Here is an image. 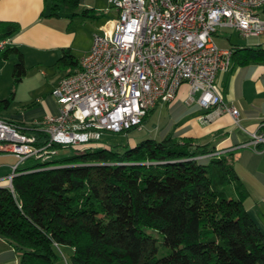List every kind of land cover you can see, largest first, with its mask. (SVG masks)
Returning <instances> with one entry per match:
<instances>
[{"label": "trees", "instance_id": "1", "mask_svg": "<svg viewBox=\"0 0 264 264\" xmlns=\"http://www.w3.org/2000/svg\"><path fill=\"white\" fill-rule=\"evenodd\" d=\"M44 1L52 17L80 7V0ZM20 31L0 21V44ZM231 50L241 66L264 63L261 46ZM12 56L18 86L27 76L25 56L9 44L0 49L3 60ZM58 65L75 68L69 75L80 69L70 50ZM15 95L0 99V117ZM22 131L45 138L37 128ZM216 153L172 132L51 162L28 160L12 188H0V235L20 251V264H264V237L246 209L234 153ZM147 229L162 237L166 256L158 257L159 241Z\"/></svg>", "mask_w": 264, "mask_h": 264}, {"label": "built area", "instance_id": "2", "mask_svg": "<svg viewBox=\"0 0 264 264\" xmlns=\"http://www.w3.org/2000/svg\"><path fill=\"white\" fill-rule=\"evenodd\" d=\"M110 3L117 18L94 35L80 69L55 89L59 115L33 122L44 140L0 117V149L15 154L20 164L51 162L59 156L57 146L85 152L96 149L106 133L141 130L149 112L173 103L184 85L192 100L211 110L204 122L228 114L240 124L238 108L225 102L217 84L218 75L231 70L234 51L219 47L215 38L222 29H230L242 38L259 40L264 36L259 15L264 0ZM259 144H264L262 132L247 146Z\"/></svg>", "mask_w": 264, "mask_h": 264}, {"label": "crops", "instance_id": "3", "mask_svg": "<svg viewBox=\"0 0 264 264\" xmlns=\"http://www.w3.org/2000/svg\"><path fill=\"white\" fill-rule=\"evenodd\" d=\"M85 10L89 11L90 17L80 15ZM259 15L264 19V8L259 10ZM117 16L118 12L110 0H80V7L73 11V17L83 19L85 25L88 22L93 28L88 45L80 47L76 24L63 20L62 14L59 17L50 16L44 0H0V21L15 22L21 26V31L8 44L22 51L27 67L24 81L14 86V109L3 112V117L22 129H31L35 121L58 116L60 105L54 95L55 89L75 69L66 68L59 74L57 65L63 51L70 50L80 63L90 51L94 35ZM226 30L234 31H221ZM246 40L249 46L232 44L221 48H264V36L259 40ZM217 84L225 102L238 108L240 124L237 125L228 114L211 123L204 122L202 118L211 110L192 100L188 85H184L178 98L165 105L170 120L155 132L160 133V137L177 132L181 137L193 138L201 144L215 147L216 154L234 153L235 169L248 192L246 209L264 237V144L247 146L255 133H264V63L241 66L233 60L231 70L218 75ZM11 88L10 92L13 90ZM128 144L133 146L135 141L130 140ZM26 162L20 164L15 154L0 149V188H11L13 178L20 174ZM20 259V251L0 235V264H20Z\"/></svg>", "mask_w": 264, "mask_h": 264}, {"label": "rangeland", "instance_id": "4", "mask_svg": "<svg viewBox=\"0 0 264 264\" xmlns=\"http://www.w3.org/2000/svg\"><path fill=\"white\" fill-rule=\"evenodd\" d=\"M61 14H62L63 20L67 19L68 21L67 20L66 21L69 24L73 22L74 24H76L74 26L78 27L79 33L77 35H78L79 46L84 47L88 45L87 41H89L90 37H92L93 35L92 25H90V23L88 22L85 25L84 22L86 21H84L83 19H78L77 17H73V11L64 10ZM215 39L219 47H229L232 44H240L243 46H249L248 40L244 38H240L235 31H228V30L220 31L218 33V36ZM17 62H18V58L16 56H12V58H10L8 61L3 60L0 57V97L8 96L7 98H11L13 94H15V91H14L15 84H14L13 72H14V66ZM57 67L60 68L58 69L59 74L63 73L66 70V67H61L59 65H57ZM9 87L13 88L11 92L9 91ZM14 102H15V99L13 101V104ZM13 104L11 108L9 109L10 111H13L12 109H14ZM165 105L166 104H161L158 106L157 109H155L156 111L154 112L153 115L150 116V118L144 124L141 130L139 129L132 130L127 135L106 133L101 139V141L99 142L100 145L97 143L98 147L105 148L108 146H116V145L126 146L130 140L131 141L134 140L135 144H137L149 138H160V133L158 132L156 133L155 131H157L158 128H161L162 125H164V123L170 120V115ZM79 150L80 149L76 147L60 148L58 159L68 158L78 153ZM146 232L152 235L153 237H155L156 239H158L159 241L158 257L166 256L169 253V250L163 246L162 237L152 230L147 229Z\"/></svg>", "mask_w": 264, "mask_h": 264}]
</instances>
